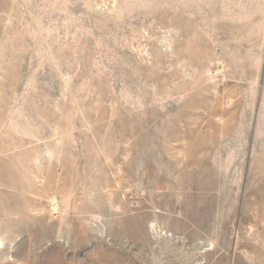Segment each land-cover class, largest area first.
Returning a JSON list of instances; mask_svg holds the SVG:
<instances>
[{"label":"rangeland","instance_id":"374dc122","mask_svg":"<svg viewBox=\"0 0 264 264\" xmlns=\"http://www.w3.org/2000/svg\"><path fill=\"white\" fill-rule=\"evenodd\" d=\"M0 264H264V0H0Z\"/></svg>","mask_w":264,"mask_h":264},{"label":"bare ground","instance_id":"6f19581e","mask_svg":"<svg viewBox=\"0 0 264 264\" xmlns=\"http://www.w3.org/2000/svg\"><path fill=\"white\" fill-rule=\"evenodd\" d=\"M153 223V222H152ZM156 223H153L152 225H151V227H150V229H151V233H152V235H153V237H155V238H158V232H157V228H156ZM164 237L165 238H174L175 236H173V234H170V233H168V234H164ZM205 250H207V249H205ZM204 250V251H205ZM204 251H202V252H204ZM201 252V253H202Z\"/></svg>","mask_w":264,"mask_h":264}]
</instances>
